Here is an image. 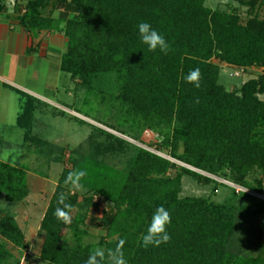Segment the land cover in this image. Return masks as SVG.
<instances>
[{
  "label": "trees",
  "instance_id": "trees-1",
  "mask_svg": "<svg viewBox=\"0 0 264 264\" xmlns=\"http://www.w3.org/2000/svg\"><path fill=\"white\" fill-rule=\"evenodd\" d=\"M207 1L27 0L20 9L17 20L26 32L63 34L66 49L60 71L101 104L107 103L118 113V125L128 128L101 124L132 140L138 141L144 130L158 139L155 152L133 147L134 154L121 170L98 158L103 151L95 150L92 155L70 152V166L58 175L39 223L44 238L38 257L43 263L85 264L96 250L81 243L87 233L81 228L84 214L71 217L82 204L71 192L74 184L68 175L84 170L86 175L78 184L91 193L83 199L84 208H98L93 197L109 204L101 220L105 235L111 238L100 240L105 247L103 264H112L120 240L127 264H264L260 256L243 257L239 250L233 251L238 221L263 216L264 200L230 187L232 194L222 203L181 196L183 176L198 186L213 184L216 188L219 183L202 173L264 195V101L259 98L264 95V21L253 14L256 3L263 0H238L250 14L244 23L235 9L213 10L205 5ZM47 6L58 10L57 16L43 15ZM140 22L150 23L165 37L170 46L166 53L148 51L141 43ZM214 60L235 68H261L262 72L238 89H228L219 83L220 66ZM197 68L199 88L184 79ZM109 84L115 93L107 91ZM32 102L33 110L37 101ZM91 131L105 136L108 146H127L96 127ZM24 139L37 145L48 161L54 153L58 157L53 162L62 158V147L34 134ZM87 140L101 146L92 140V133ZM157 152H165L184 166ZM254 171L258 178L250 183L246 177ZM25 174L21 168L0 162V196L5 201L18 203L27 197ZM60 194L63 203L58 201ZM237 197L253 205L239 203ZM161 205L171 216L170 239L159 246L142 247L151 214ZM57 208L69 213V223L56 216ZM28 247L14 217L0 213V264L11 260L13 251Z\"/></svg>",
  "mask_w": 264,
  "mask_h": 264
},
{
  "label": "rangeland",
  "instance_id": "rangeland-1",
  "mask_svg": "<svg viewBox=\"0 0 264 264\" xmlns=\"http://www.w3.org/2000/svg\"><path fill=\"white\" fill-rule=\"evenodd\" d=\"M243 2H248V0H243ZM205 5L213 10L229 11L235 9L242 23L250 18V14L247 15L248 7L240 5L238 0H208ZM51 9L50 6H47L43 9L42 14L57 16L58 10L51 11ZM253 14H256L258 19L264 21V0L260 4L256 3ZM48 33L55 34V32ZM58 34H61L63 37H58V44L59 46H63L65 52L66 39L62 33ZM214 62L220 66L219 83L228 89H238L243 82L249 78L257 77L262 72L261 68H235L224 63H219L216 60ZM50 75L48 77L49 82L55 84L56 78L54 74ZM57 80V91L49 94L48 97L52 98L53 101L61 103L64 108L51 105V107H56L58 110L55 111L49 106L44 105L46 107L37 110L35 114L36 118L34 119L33 134L40 140L47 141L54 146L62 147V158L58 162H53L52 160L58 157L54 153L51 156V160L48 161L47 157L34 147L37 145L19 146L18 144L21 140L19 130L15 134H10L11 146H0V161L23 169L26 172L25 180L28 188V195L25 198L28 200L26 207H24L25 205L22 202L7 203L2 200V202L0 201V206H7V215H14V219L24 236L28 237V228L22 223L21 219L27 217V224L29 227H32L30 232L31 237L29 236L31 241L29 242L28 249L26 251H13L14 257L7 264H14L16 261L18 264H45L38 257L39 249L44 238L43 234L38 230V225L53 192L58 175L63 168L70 166V152L77 151L81 155H92L95 150L103 151L98 158L102 159L106 164L121 170L125 168L128 158L134 154L133 147L144 148L155 152L154 145L158 141L156 135L148 130L140 132L138 135L139 140L136 141L124 134L107 128L101 123L112 124L123 130H127L128 127L127 124L118 125L116 121L119 117L118 113L107 103L101 104L92 94L87 93L84 88L79 86V82L76 80L70 79L68 75H64L61 72H59ZM111 85L109 84L110 88L107 91L115 93ZM259 98L264 101V95L259 96ZM92 127H96L125 141L127 146H108L110 143L105 136L92 132ZM91 133L92 140L97 142V144H101V146H93L88 142L87 138ZM157 154L179 166H184L170 159L165 152H157ZM202 175L214 179L219 184L215 189L213 184L209 186H198L189 176H183L181 181V196L204 197L209 198L213 202L222 203L231 196L232 191L230 188L238 187H234L231 182L221 178L213 177L205 173H202ZM256 178H258V173L254 171L246 177V180L252 183ZM71 192L78 196L79 202L82 204L81 209H74L71 212V217L73 218L77 214H84L85 216L84 225L81 228H84L87 233L82 237L81 243L84 245L89 244L95 249L104 251L105 247L100 243V240L103 239L106 242L111 238L105 235L106 233L101 226V220L103 218V211L109 209V204L99 197H93V202L98 203V208L88 206L85 209L83 199L89 197L91 193L86 189L77 187L75 184L72 186ZM236 201L253 205L252 201L249 199L243 200L241 197H237ZM64 233L67 234L68 231L64 229ZM68 243L71 244L72 242L69 241ZM233 248V251L237 253L239 250L243 257L253 258L260 256L264 261V215L243 218L238 221Z\"/></svg>",
  "mask_w": 264,
  "mask_h": 264
},
{
  "label": "crops",
  "instance_id": "crops-1",
  "mask_svg": "<svg viewBox=\"0 0 264 264\" xmlns=\"http://www.w3.org/2000/svg\"><path fill=\"white\" fill-rule=\"evenodd\" d=\"M26 1L0 0V146H11L10 134H15L17 130L21 134L18 145L31 146L24 137L28 133L33 134L36 111L46 106L58 111L51 105L64 108L61 103L48 97L57 91V77L61 72L59 63L64 53L63 46L58 44V37L62 36L46 31L35 35L26 32L17 20ZM50 74H54L55 84L49 82ZM33 99L37 101V108L32 110ZM1 200L7 202L3 195L0 196ZM27 201H21L24 207ZM7 209V206H0V213L7 214ZM11 216L14 217L13 214ZM21 221L28 228V237L24 238L29 244L32 227L28 226L27 217Z\"/></svg>",
  "mask_w": 264,
  "mask_h": 264
},
{
  "label": "clouds",
  "instance_id": "clouds-1",
  "mask_svg": "<svg viewBox=\"0 0 264 264\" xmlns=\"http://www.w3.org/2000/svg\"><path fill=\"white\" fill-rule=\"evenodd\" d=\"M138 36L142 44L147 46L148 51H155L159 49L161 52H167L169 50V43L166 41L165 37L158 33V31L152 27L148 22H140L137 25ZM186 82L191 83L194 87L199 88L200 86V72L199 69L191 70L185 77ZM86 175L84 170H79L74 173H69L68 179L72 181L77 187L80 185L78 181ZM58 201L63 203L64 196L60 194ZM65 208L68 205H64ZM56 216L65 224L69 223L71 217L69 213L62 208H57L55 211ZM171 222V216L167 209L162 205L157 206L152 212L150 221L147 224L145 232L141 237V246L148 247L159 246L162 243H167L170 239L169 233L167 231V226ZM124 243L123 240L119 241V245L112 254V264H127L124 258L121 247ZM104 262V252L100 249L94 250L86 260L85 264H103Z\"/></svg>",
  "mask_w": 264,
  "mask_h": 264
},
{
  "label": "built area",
  "instance_id": "built-area-1",
  "mask_svg": "<svg viewBox=\"0 0 264 264\" xmlns=\"http://www.w3.org/2000/svg\"><path fill=\"white\" fill-rule=\"evenodd\" d=\"M233 186L235 187V185H233ZM234 189H235L236 192H239V191L245 192V193L250 194V195H253V196H255V197H257V198H259L261 200H264V195H259V194L253 193V192L248 191V190H246L244 188H241L239 186L237 188H234Z\"/></svg>",
  "mask_w": 264,
  "mask_h": 264
}]
</instances>
